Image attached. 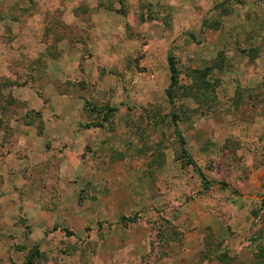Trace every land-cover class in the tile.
Returning <instances> with one entry per match:
<instances>
[{
  "label": "rangeland",
  "instance_id": "rangeland-1",
  "mask_svg": "<svg viewBox=\"0 0 264 264\" xmlns=\"http://www.w3.org/2000/svg\"><path fill=\"white\" fill-rule=\"evenodd\" d=\"M31 260L264 264V0H0V264Z\"/></svg>",
  "mask_w": 264,
  "mask_h": 264
},
{
  "label": "trees",
  "instance_id": "trees-1",
  "mask_svg": "<svg viewBox=\"0 0 264 264\" xmlns=\"http://www.w3.org/2000/svg\"><path fill=\"white\" fill-rule=\"evenodd\" d=\"M190 38L192 40L195 39L194 36H190ZM168 63H169V68H170V73H171V83H170V86H169V89L167 92V97H168L170 105L172 107H174V89H175V86L177 84V71H176L175 61L171 56L168 57ZM172 122L174 125L175 136H176L177 141L179 143V146H180V149H181V152H182L184 159L187 160L188 165H190L195 170V172L197 173L204 190L209 191L210 189H212V184L207 180V178L205 177L204 173L202 172V170L200 169L198 164L192 158V156H191V154L187 148L186 141H185L184 137L182 136L180 129L178 127L177 117L174 114H172ZM220 187L224 190L230 191L234 195H237V192L233 188H231L230 186H228L226 184H221ZM123 219L126 220L128 223H133L136 221V218L123 217ZM27 264H33L32 260L29 261Z\"/></svg>",
  "mask_w": 264,
  "mask_h": 264
}]
</instances>
